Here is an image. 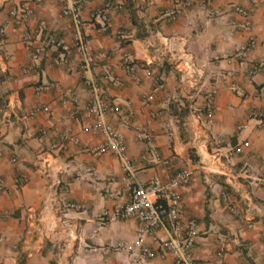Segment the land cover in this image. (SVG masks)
I'll return each mask as SVG.
<instances>
[{
	"label": "crops",
	"instance_id": "0c3cea01",
	"mask_svg": "<svg viewBox=\"0 0 264 264\" xmlns=\"http://www.w3.org/2000/svg\"><path fill=\"white\" fill-rule=\"evenodd\" d=\"M109 1L115 6L106 9ZM79 2L88 43L106 54L85 72L75 54L54 64L53 47L30 61L40 21L66 42L74 39V23L58 0H0V264H175L148 238L153 256L123 247L134 239L137 219H100L128 192L118 158L86 127L90 80L100 81L119 107L110 120L141 184L195 169L180 197L184 218L196 220L198 264H264V188L253 179L264 173V67H255L264 59V0H188L184 8L173 0ZM26 6L31 15L16 22ZM236 6L250 10L249 29ZM103 12L110 27L98 32ZM250 37L256 45L242 54L238 47ZM209 92L211 123L204 116ZM37 107L47 109L34 113ZM235 145L241 150L228 162ZM244 161L253 168L245 170ZM157 231L171 233L166 226Z\"/></svg>",
	"mask_w": 264,
	"mask_h": 264
},
{
	"label": "built area",
	"instance_id": "2783aa9c",
	"mask_svg": "<svg viewBox=\"0 0 264 264\" xmlns=\"http://www.w3.org/2000/svg\"><path fill=\"white\" fill-rule=\"evenodd\" d=\"M31 1L34 3L42 2V0ZM58 1L62 5V14L70 17L74 23L76 28L74 39L72 42H66L62 38L49 32L46 29L45 21L42 20L39 22V40L29 44L30 61L32 64H35L43 56L48 47H53L57 50V55L52 58L54 64H65L69 57L75 54L79 60L80 70L85 72L98 60L106 57V54L104 52H94L88 43L86 33L83 30L84 21L79 11V0ZM173 1L180 8H184L189 3L188 0ZM113 6L115 5L111 1L106 3V9ZM235 8L237 12L245 17L244 28L249 29L252 23L250 10L239 6ZM31 13L32 9L26 6L17 16L16 22H24ZM109 27L110 21L106 12H103L101 22L96 29L98 32H106ZM255 45V39L250 37L245 44L238 47V51L246 54ZM170 54L172 56V52ZM122 63L126 70L132 71L134 69V64L127 55L123 56ZM255 67H264V59H260ZM88 86L90 98L83 109L84 118L89 120L86 127L99 133L103 138V150L110 152L118 158L122 172L120 179L128 192L126 198L116 200L112 208L104 209L100 214V219L102 221H112L129 217L137 219L138 226L134 239L131 243L124 244L123 247L127 250H134L141 258L150 257L154 254L153 250L145 243L148 238L162 252L171 253L175 259V264H198L192 253L197 233L196 220L192 217L184 218L180 197V188L189 183L194 175L195 169L190 166L182 167L166 181L153 179L148 185L141 184L136 177L133 161L128 155L124 137L118 127L113 125L110 120L112 114L120 113L119 107L107 98L104 93V86L100 81L90 80ZM43 109H47V107H37L33 112L35 113ZM204 109L205 119L211 123L213 119V92L207 94ZM121 117L122 122L126 124L128 122L127 117ZM137 136L139 139L145 137L143 131H139ZM65 139V135L60 137L59 146L63 144ZM240 150V145L230 147L225 154L226 160L230 162L231 158L240 152ZM147 151L152 155L154 160L159 161L158 151L154 145H150ZM143 157L146 158V152ZM11 161L15 163L16 158L12 157ZM242 165L245 170H251L253 168L252 163L249 161H244ZM253 179L258 185L264 188V173L256 175ZM22 181V177L17 179L18 183ZM224 198L228 201L227 194L224 195ZM67 207L79 208V205L70 202L67 204ZM227 208L238 220L245 221L247 226L251 225L245 213L239 211L229 202ZM161 226L168 227L171 233L167 235L159 234L157 230Z\"/></svg>",
	"mask_w": 264,
	"mask_h": 264
}]
</instances>
